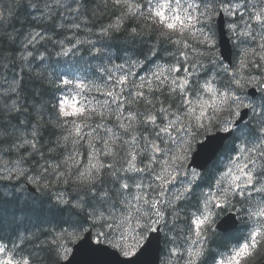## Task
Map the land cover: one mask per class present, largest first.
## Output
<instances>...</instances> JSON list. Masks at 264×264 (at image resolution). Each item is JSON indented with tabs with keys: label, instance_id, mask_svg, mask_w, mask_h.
Instances as JSON below:
<instances>
[{
	"label": "snow or ice",
	"instance_id": "1",
	"mask_svg": "<svg viewBox=\"0 0 264 264\" xmlns=\"http://www.w3.org/2000/svg\"><path fill=\"white\" fill-rule=\"evenodd\" d=\"M93 21L97 39L79 40ZM253 22L264 30L251 0H0V186L56 188L62 215L56 227L0 223V264H72L105 244L136 264L161 238L165 264H255L264 34ZM225 40L235 53L219 51ZM49 44L100 63L50 79ZM220 133L232 141L223 158ZM194 152L217 163L194 166Z\"/></svg>",
	"mask_w": 264,
	"mask_h": 264
},
{
	"label": "trees",
	"instance_id": "2",
	"mask_svg": "<svg viewBox=\"0 0 264 264\" xmlns=\"http://www.w3.org/2000/svg\"><path fill=\"white\" fill-rule=\"evenodd\" d=\"M252 1L254 2L255 0ZM44 23L47 26V21ZM94 23L95 22L93 21L92 24H88L87 26L82 24V28L79 31L74 29L73 31H77V38L82 41H95L97 39L98 28L93 27ZM252 30L257 34H264V30H262L261 27L255 22H253ZM59 39H63V35H61ZM115 43L119 44L120 41H116ZM69 46L70 45L68 44L64 45V47ZM87 47H90V45L85 43L84 48ZM58 50V47H54L52 44L48 45V52L51 55L47 61L46 67L47 74L50 79H55L56 75L63 74L65 72H72L78 77H84L85 74L89 72L90 64L96 65L100 63V61L91 60L89 56L81 55L80 53H78L76 56L69 55L58 57L55 55V52ZM17 63L21 67L25 66V63L21 62L19 57H17ZM104 63H107V60H105ZM41 70L43 71V69ZM67 78L71 77L69 76ZM88 78L92 79L90 75ZM93 82L97 83L98 85L100 83L98 78L93 80ZM24 86L25 91L22 93V95L27 96L31 101V92L34 85L27 76H25ZM161 99H163V97H161ZM231 144L232 141L230 140L220 154L221 158H223L224 155L229 151ZM216 163L217 161L215 160L208 169L211 170ZM65 187L66 186H60V190L63 191ZM74 191L75 189L68 192L67 195H73ZM55 192L56 188H53L50 192L46 190L44 193H41L40 191L37 193H32L29 192L27 188L25 191L20 192L10 187L4 188L3 186H0V193L9 197L8 200L0 202V223L7 226L14 220L17 214H22L21 219L23 220V223L20 225L21 228H32L35 224H43L45 227H56L62 219V215L53 207L55 203L53 199ZM97 231H100V229L94 230L95 237ZM166 244L168 245L167 242ZM71 246L72 245H69L70 248ZM259 258H264V254L257 259Z\"/></svg>",
	"mask_w": 264,
	"mask_h": 264
},
{
	"label": "water",
	"instance_id": "3",
	"mask_svg": "<svg viewBox=\"0 0 264 264\" xmlns=\"http://www.w3.org/2000/svg\"><path fill=\"white\" fill-rule=\"evenodd\" d=\"M229 49L232 51V45L230 41L225 40L221 46H220V52H226ZM223 136L222 133L217 135L216 140L214 143L217 145V147L222 150L227 140L221 139ZM193 165L198 166L201 168H205L207 165H209L212 161H207L204 158H202L201 155L194 152L193 153ZM158 242H154L151 250L144 256L140 257L139 260L136 262V264H155L151 258L150 254L156 250ZM94 243V242H93ZM107 250L99 253V254H86L83 251H77L75 259L73 260L72 264H122V262L125 260L122 256H117L113 254V250L108 248L107 245L103 246Z\"/></svg>",
	"mask_w": 264,
	"mask_h": 264
}]
</instances>
